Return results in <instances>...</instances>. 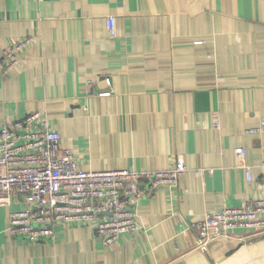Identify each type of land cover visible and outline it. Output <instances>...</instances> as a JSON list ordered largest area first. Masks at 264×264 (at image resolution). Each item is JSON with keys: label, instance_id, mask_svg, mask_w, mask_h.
<instances>
[{"label": "crops", "instance_id": "crops-1", "mask_svg": "<svg viewBox=\"0 0 264 264\" xmlns=\"http://www.w3.org/2000/svg\"><path fill=\"white\" fill-rule=\"evenodd\" d=\"M28 35L22 64L0 73V128L40 110L84 169L187 170L110 245L80 224L12 236L0 206V264H264V234L203 251L194 225L264 197V129L248 131L264 120V0H0V55Z\"/></svg>", "mask_w": 264, "mask_h": 264}, {"label": "built area", "instance_id": "built-area-1", "mask_svg": "<svg viewBox=\"0 0 264 264\" xmlns=\"http://www.w3.org/2000/svg\"><path fill=\"white\" fill-rule=\"evenodd\" d=\"M107 26L115 36V16H108ZM33 39L23 36L7 45L0 55V73L22 64V54ZM214 116L218 127L220 115L215 112ZM263 129L264 120L248 131ZM238 152L239 165L251 180L253 166L244 161L246 149L239 147ZM259 166L264 169V160ZM186 170L182 162L155 170L84 169L72 149L62 145L61 133L40 110L0 128V206L11 207L8 232L31 242L54 237L57 225L80 224L92 228L104 244H113L123 233L140 227L137 206L141 199L160 188H177ZM14 205L17 207L12 208ZM194 225L199 233L197 247L203 251L236 230L264 234V197L207 210Z\"/></svg>", "mask_w": 264, "mask_h": 264}]
</instances>
